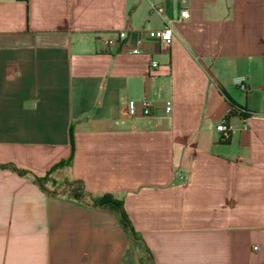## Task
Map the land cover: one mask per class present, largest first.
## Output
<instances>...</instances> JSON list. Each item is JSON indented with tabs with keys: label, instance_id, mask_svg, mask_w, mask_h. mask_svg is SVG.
<instances>
[{
	"label": "crops",
	"instance_id": "crops-1",
	"mask_svg": "<svg viewBox=\"0 0 264 264\" xmlns=\"http://www.w3.org/2000/svg\"><path fill=\"white\" fill-rule=\"evenodd\" d=\"M168 24L145 54L104 42ZM59 170L123 201L155 264H264V0H0V264H140L111 210L31 177Z\"/></svg>",
	"mask_w": 264,
	"mask_h": 264
},
{
	"label": "trees",
	"instance_id": "trees-1",
	"mask_svg": "<svg viewBox=\"0 0 264 264\" xmlns=\"http://www.w3.org/2000/svg\"><path fill=\"white\" fill-rule=\"evenodd\" d=\"M220 94L224 97L225 101L231 107V113L229 117H240L242 119H248L250 117L249 112L238 106L236 102H234L225 91L220 89ZM70 164H71L70 162H68L67 164H60L59 166H57L56 169H60L62 167H65L66 165L69 166ZM2 168H11L19 176L24 177L30 175L26 172L20 171L14 166H7ZM51 173L53 172H50L44 178H39L34 175H31V177L33 178V181L41 188V190H43L49 196L66 198L67 200L74 201L86 208H103V209L111 210L116 215L120 224L123 226V228L131 237L136 250L140 252L139 263L155 264L153 255L149 247L147 246L144 239L140 236V234L136 231L135 227L133 226L125 210L123 201L111 195L94 196L93 194L86 191L84 184L81 181H73V182L68 181L69 183L67 184L66 189L62 190L61 192L50 190L46 186L47 184L46 179Z\"/></svg>",
	"mask_w": 264,
	"mask_h": 264
},
{
	"label": "built area",
	"instance_id": "built-area-1",
	"mask_svg": "<svg viewBox=\"0 0 264 264\" xmlns=\"http://www.w3.org/2000/svg\"><path fill=\"white\" fill-rule=\"evenodd\" d=\"M154 12L163 18V10L154 7ZM181 17L188 20L191 16L189 11L185 10L181 13ZM175 38L174 30L170 24L166 25L163 29H147L143 28L134 33L118 32L110 35L105 39V45L109 52L120 50L127 52L131 55H141L147 53L145 47L149 43H157L159 45L171 46ZM159 67L158 63L153 62L151 69L155 70ZM141 108L142 115L149 117L152 113V105L147 102L130 101L128 104V113L130 117H137L139 109ZM172 111L171 106L166 107V113L170 114ZM217 132L222 134L225 138L230 136L231 128L226 121H223L216 128Z\"/></svg>",
	"mask_w": 264,
	"mask_h": 264
},
{
	"label": "rangeland",
	"instance_id": "rangeland-1",
	"mask_svg": "<svg viewBox=\"0 0 264 264\" xmlns=\"http://www.w3.org/2000/svg\"><path fill=\"white\" fill-rule=\"evenodd\" d=\"M46 185L50 186L52 190L61 192L66 189L67 184L69 183L65 176L62 175L61 170L55 171L51 173L46 179ZM135 254H137L138 258L140 256V252L136 250V248L130 249L128 253L129 262H133L135 258ZM134 257V258H133Z\"/></svg>",
	"mask_w": 264,
	"mask_h": 264
}]
</instances>
